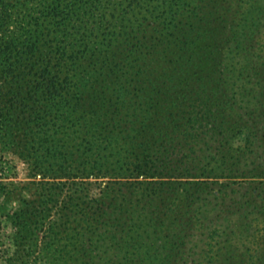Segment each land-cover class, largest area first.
<instances>
[{"label":"trees","instance_id":"obj_1","mask_svg":"<svg viewBox=\"0 0 264 264\" xmlns=\"http://www.w3.org/2000/svg\"><path fill=\"white\" fill-rule=\"evenodd\" d=\"M0 132L9 264H264V0H0Z\"/></svg>","mask_w":264,"mask_h":264},{"label":"rangeland","instance_id":"obj_2","mask_svg":"<svg viewBox=\"0 0 264 264\" xmlns=\"http://www.w3.org/2000/svg\"><path fill=\"white\" fill-rule=\"evenodd\" d=\"M30 149L19 148L0 132V264H9L13 257H16L10 216L19 210L26 200L36 199L47 192L50 186L45 183L50 179L42 177L43 169L34 164L35 149ZM68 190L67 185L63 186L62 190H57L61 191V201L69 193Z\"/></svg>","mask_w":264,"mask_h":264}]
</instances>
